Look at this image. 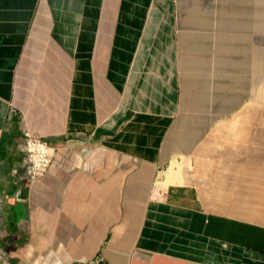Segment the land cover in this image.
Masks as SVG:
<instances>
[{
    "label": "crops",
    "instance_id": "1",
    "mask_svg": "<svg viewBox=\"0 0 264 264\" xmlns=\"http://www.w3.org/2000/svg\"><path fill=\"white\" fill-rule=\"evenodd\" d=\"M0 203L12 264H264V0H0Z\"/></svg>",
    "mask_w": 264,
    "mask_h": 264
},
{
    "label": "built area",
    "instance_id": "2",
    "mask_svg": "<svg viewBox=\"0 0 264 264\" xmlns=\"http://www.w3.org/2000/svg\"><path fill=\"white\" fill-rule=\"evenodd\" d=\"M18 111L9 105L6 119L10 120L12 116L17 115ZM23 117V115H20ZM24 118V117H23ZM21 151L23 158L21 161V175L14 170L12 179L18 184L19 188L15 193V197L19 200L21 188L30 186L41 180L47 174L49 167L55 156V148H53L44 138L32 134L27 128L24 130V143ZM3 211V204L0 203V213ZM10 253L0 246V264H12ZM90 264H105L103 260H95Z\"/></svg>",
    "mask_w": 264,
    "mask_h": 264
},
{
    "label": "bare ground",
    "instance_id": "3",
    "mask_svg": "<svg viewBox=\"0 0 264 264\" xmlns=\"http://www.w3.org/2000/svg\"><path fill=\"white\" fill-rule=\"evenodd\" d=\"M175 173H176V171H174V167H171V170L167 173L168 174V180H170L172 175H174Z\"/></svg>",
    "mask_w": 264,
    "mask_h": 264
},
{
    "label": "rangeland",
    "instance_id": "4",
    "mask_svg": "<svg viewBox=\"0 0 264 264\" xmlns=\"http://www.w3.org/2000/svg\"><path fill=\"white\" fill-rule=\"evenodd\" d=\"M170 170H171V168L168 170V172H169ZM168 172H167V173H168Z\"/></svg>",
    "mask_w": 264,
    "mask_h": 264
}]
</instances>
